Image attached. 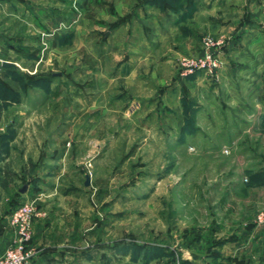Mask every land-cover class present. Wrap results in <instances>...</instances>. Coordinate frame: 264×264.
Here are the masks:
<instances>
[{"label":"rangeland","instance_id":"1","mask_svg":"<svg viewBox=\"0 0 264 264\" xmlns=\"http://www.w3.org/2000/svg\"><path fill=\"white\" fill-rule=\"evenodd\" d=\"M223 45L211 0H0L4 252L27 199L65 264L202 263L214 217L256 224L264 126L213 106Z\"/></svg>","mask_w":264,"mask_h":264},{"label":"crops","instance_id":"2","mask_svg":"<svg viewBox=\"0 0 264 264\" xmlns=\"http://www.w3.org/2000/svg\"><path fill=\"white\" fill-rule=\"evenodd\" d=\"M211 35L224 42L223 65L211 82V92L217 95L213 106L228 109L240 123L254 120L263 128L264 0H211ZM255 139L258 144L264 143V135H255ZM258 148L264 150L263 146ZM44 193L47 198L40 204L52 208L54 191ZM1 211L0 223L4 224L6 211ZM214 218L217 221L211 226V258L195 264H264V225H256L252 213ZM1 229L0 255L8 243ZM33 229L31 245L35 256L30 264L68 263L61 254L69 252L49 243L53 224L48 217L35 220Z\"/></svg>","mask_w":264,"mask_h":264},{"label":"built area","instance_id":"3","mask_svg":"<svg viewBox=\"0 0 264 264\" xmlns=\"http://www.w3.org/2000/svg\"><path fill=\"white\" fill-rule=\"evenodd\" d=\"M211 44H213L212 40ZM206 64H211V67L217 65L216 59L210 52L196 60L193 68L203 67ZM43 215L45 212L38 207L35 199H27L14 209L10 215V222L16 230V239L14 244L0 256V264H28L31 261L34 255V249L31 247L32 223L36 217ZM255 222L258 225H264V208L257 213Z\"/></svg>","mask_w":264,"mask_h":264},{"label":"water","instance_id":"4","mask_svg":"<svg viewBox=\"0 0 264 264\" xmlns=\"http://www.w3.org/2000/svg\"><path fill=\"white\" fill-rule=\"evenodd\" d=\"M2 65L5 66V67H10V66H13V63H10V62H3ZM89 183H90L89 175H86V182H85V185L88 186ZM20 191H21L22 193H24V192L26 191V185H24V186L20 189Z\"/></svg>","mask_w":264,"mask_h":264}]
</instances>
